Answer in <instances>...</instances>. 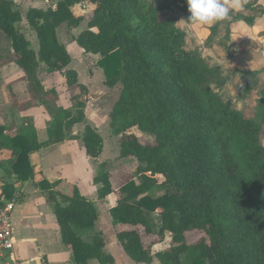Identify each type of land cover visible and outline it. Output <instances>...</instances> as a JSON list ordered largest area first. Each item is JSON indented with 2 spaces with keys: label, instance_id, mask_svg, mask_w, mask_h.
Returning a JSON list of instances; mask_svg holds the SVG:
<instances>
[{
  "label": "trees",
  "instance_id": "1",
  "mask_svg": "<svg viewBox=\"0 0 264 264\" xmlns=\"http://www.w3.org/2000/svg\"><path fill=\"white\" fill-rule=\"evenodd\" d=\"M86 2L93 6L91 18L74 41L84 53L98 55L96 65L107 88L121 85L109 127L118 136V157L143 165L138 178L116 190L107 173L93 179L98 200L116 195L108 213L125 255L142 264H151L154 258L160 264H264V146L259 144L264 90L258 92L249 114L221 100L209 86L217 69L205 64L198 49L186 47L170 0H59L46 9L28 8L25 20L35 33L37 52L15 26L22 21L21 12L12 0H0V31L12 49L8 59L23 72L30 98L21 109L46 105L48 95L57 96L54 89H44L38 77L40 64L47 73H60L71 92V110L50 112L43 142L29 119L18 129L0 127V169L4 160L8 165L1 197L12 199L17 184L32 182L53 205L60 242L71 251L73 264L114 263L104 252L102 233L91 235L90 242L82 238L98 219L94 202L73 187L63 197L65 204L59 205L55 190L59 180L48 182L29 159L32 153L63 142L67 131L80 123L85 155L95 159L101 154L102 138L85 121L88 89L69 67L71 58L57 35L62 25L68 29L80 25L82 17L72 7ZM253 3L244 0L242 6L256 10L264 20V7ZM194 4V21L211 15L215 7L213 0ZM219 24L211 28L213 34ZM132 129L152 142L141 143ZM11 176L16 177L15 184L9 182ZM153 187L163 194H146ZM157 211L160 227L154 232L148 214ZM137 228L156 238L146 243ZM165 233L171 235L167 248L152 254ZM188 234L196 235L190 241ZM182 254L189 262H181Z\"/></svg>",
  "mask_w": 264,
  "mask_h": 264
},
{
  "label": "rangeland",
  "instance_id": "2",
  "mask_svg": "<svg viewBox=\"0 0 264 264\" xmlns=\"http://www.w3.org/2000/svg\"><path fill=\"white\" fill-rule=\"evenodd\" d=\"M59 0H20L15 4V7L25 15L27 9L31 6H38L41 9H46L50 5H54ZM172 3L171 11L176 18V24L185 33V44L188 49H198L205 64L210 68L217 69L216 75L210 81V88L218 94L221 100L229 102L231 108L243 111L249 114L258 99V92L264 90V20L259 13L251 8L243 7L242 0H213L215 3L214 13L216 21L209 28L200 25L199 21H194L195 14L194 0H170ZM253 2L254 5L262 4L264 0H245ZM259 2V3H258ZM260 6V5H259ZM93 6L88 2L75 5L72 7L76 15L82 17V22L76 29H68L65 25L57 29L59 41L66 47L71 62L69 67L73 68L80 75L79 79L88 87L86 96V106L88 111V123L96 125L99 133L104 141V149L100 160H108L106 164H102L99 174L107 173L111 186L116 190L119 186L132 178H138L143 165H139L133 158H119L118 136L106 125V117L109 115L112 106L118 99L121 85L117 84L113 88H107L104 85V75L102 69L96 65L98 55L87 54L82 51L78 44L74 41L79 32L86 29L87 21L91 18ZM245 18H253V23L248 24L244 21ZM219 22L217 31L212 33L211 28ZM17 30L30 40V47L36 52L38 50V42L33 30L29 27L24 29L23 21L15 25ZM2 36V37H1ZM0 36V46L4 48L5 57L8 59L10 40L4 34ZM256 73L254 76L244 73ZM52 77L46 73L44 64H40L38 68V77L43 83L45 90H50L53 87L57 91V96L48 95L49 100L48 110L56 106L55 102L61 100L69 101L71 92H68L65 83H62V75L56 72ZM247 88H250L247 91ZM46 104V105H47ZM51 104V105H50ZM54 110V109H53ZM98 118L99 122L93 118ZM99 123V124H98ZM111 130V131H110ZM141 143L152 142V138L142 134L136 129L131 130ZM116 140V141H115ZM259 144L264 146V133H262ZM116 145V149L114 147ZM111 149L109 150L108 149ZM116 158V159H115ZM121 161V163L119 162ZM2 174V173H1ZM148 175V174H147ZM17 181L16 177H13ZM81 190L84 196L96 201V192H91L84 185H81ZM57 191V203L64 205V195H67L71 190V185L67 181L55 187ZM24 197L21 201L15 204L12 212V226L16 236L26 235L31 232L28 229L34 228L32 232L38 238V245L43 246L49 255L56 258L58 264H66L67 254L59 241L57 230L51 228L50 216L52 215V204H47L42 198V193L36 191L30 183H26L23 189ZM146 194L157 197L163 194V191L158 188H151ZM116 199L115 194H111L102 200H97L96 209L98 212V220L92 229L86 231L82 236L83 240L90 242L91 235L96 232H101L105 241L104 252L113 257L116 264H142L135 263L130 260L120 247L117 241L114 229L111 224V218L108 213V208L114 205ZM28 204L34 211L39 208L46 214L43 226L39 227L38 217L36 215L26 219L21 218L18 214L21 211V205ZM32 212V211H31ZM158 212L149 213L148 219L152 225L154 232H157L160 227ZM33 214V213H31ZM46 221V222H45ZM38 229V230H36ZM43 230V232L41 231ZM143 240L150 243L156 238V235H145L143 230L137 228ZM55 236L53 237V235ZM196 234H188V240H192ZM171 238L169 233H165V239L162 243L153 246L151 253L163 251L167 248ZM37 245V244H36ZM69 249V248H68ZM189 256L182 254L180 260L182 263L189 262ZM91 264H98L95 260L90 261ZM71 264H73L71 262ZM151 264H160L155 258Z\"/></svg>",
  "mask_w": 264,
  "mask_h": 264
},
{
  "label": "crops",
  "instance_id": "3",
  "mask_svg": "<svg viewBox=\"0 0 264 264\" xmlns=\"http://www.w3.org/2000/svg\"><path fill=\"white\" fill-rule=\"evenodd\" d=\"M12 1L14 4H17L19 3L20 0H12ZM259 5L262 6V4H259ZM31 8H39V7L31 6ZM21 16H22V21L24 24L23 30L26 32L27 31L26 28L28 27V25L26 24L25 15L21 13ZM213 19L216 21V16H215L214 11L212 12L211 15L201 19L199 23L200 25H203V27L209 28L214 22ZM1 35H4V34L0 31V36ZM29 42L31 41L29 40ZM4 48H6V46H0V127H3V126L6 127V126L11 125L14 129H18L22 126L24 119H29L33 122L34 128L37 133L38 140L40 142H43L47 139L46 129L51 119L50 112L56 108H64L67 110H71V102H67L64 100H61L60 102H55L56 106L50 108V110H48V104L47 105L37 104L33 107H27V108L21 109L20 105L27 103L30 99L28 91H27V84L24 80L23 72L14 63L10 62L9 59H6L5 57L6 52L4 51ZM6 51L8 53V58H9L10 54L12 53L11 46ZM47 74L49 75V77H52L57 73L54 72V73H47ZM78 76L80 75L78 74ZM63 82H64V79H62V83ZM80 82L82 83V81ZM49 89H54L56 91V89L53 87ZM11 94L13 95L14 101L11 99ZM87 110L88 109L86 106L84 110L85 121L87 124H89L87 122L89 120L88 119L89 114ZM93 119L99 122L97 117ZM89 125L93 127L97 131V133L100 135L99 130H98L99 127H97L96 125H91V124ZM106 125L108 129H110L109 115H107L106 117ZM83 129H84V123L74 125L71 129L67 131L66 133L67 138L63 142L43 148L35 153H32L29 159H30V163L35 167L37 171L41 172L43 178H45L48 182L59 180L60 182L59 184H61L63 181H67L71 185L72 189L73 187H76L78 191L80 192V194L83 196L84 194L80 187L81 185H84L91 192H96V201H97L98 200L97 199L98 186L93 183V179L101 175L99 174L100 168L98 167L101 166L102 164L103 165L106 164L108 160H100V157L102 156L103 149H104V141L102 137L101 138H102L103 143H102L101 154L95 159L89 158L85 155V150L80 140ZM117 144L118 142H116V145ZM116 145L114 147V150L116 149ZM119 162L121 163V161ZM7 168H8V165L4 160V162H2V168L0 169V197L2 193V187H3L2 180L5 177L4 176L5 170ZM13 177L14 176L10 177L9 182L15 184L16 181L14 180ZM26 183H30L33 187H35L30 181L22 183V185L17 184L16 192L14 195L15 204L23 199L24 197L23 189ZM35 189L36 191H39L40 193H42L36 187ZM42 198L45 202L43 193H42ZM86 199L93 201L96 206L97 202L95 200L90 199L88 197ZM112 206L113 205L109 206V208H111ZM46 213L48 216H50L49 217L50 221L48 223H50L51 228H53L54 232L55 230H57L58 232V227L55 221V217L53 215V210H52V215H50L48 212ZM46 213L40 208H39V211L38 210L34 211L30 208L28 204H23L21 205V211L19 212L18 215L24 219L36 215L38 217L37 225L41 227L43 226V223H44L42 219H45V217H48L44 215ZM28 230L31 232H27L26 235H22V233H20L19 236H16V232L13 231V237H14V243H15L13 253H14L15 263L16 264H58L56 261L57 260L56 258L49 255L47 253V250L43 246L38 245V238L32 232V230L34 231L35 229L30 227ZM41 231L43 232V230ZM58 235H59V232H58ZM54 236L55 234L53 235V237ZM59 241H60V236H59ZM64 249L66 253H68L65 263L66 264H71V262L73 263L71 251L68 248H64ZM113 264H116V261Z\"/></svg>",
  "mask_w": 264,
  "mask_h": 264
},
{
  "label": "built area",
  "instance_id": "4",
  "mask_svg": "<svg viewBox=\"0 0 264 264\" xmlns=\"http://www.w3.org/2000/svg\"><path fill=\"white\" fill-rule=\"evenodd\" d=\"M14 205L15 197L12 199L0 197V264H16L12 226Z\"/></svg>",
  "mask_w": 264,
  "mask_h": 264
}]
</instances>
